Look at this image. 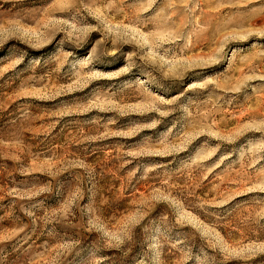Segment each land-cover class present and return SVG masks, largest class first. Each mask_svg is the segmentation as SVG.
<instances>
[{
    "label": "rangeland",
    "instance_id": "rangeland-1",
    "mask_svg": "<svg viewBox=\"0 0 264 264\" xmlns=\"http://www.w3.org/2000/svg\"><path fill=\"white\" fill-rule=\"evenodd\" d=\"M0 264H264V0H0Z\"/></svg>",
    "mask_w": 264,
    "mask_h": 264
}]
</instances>
